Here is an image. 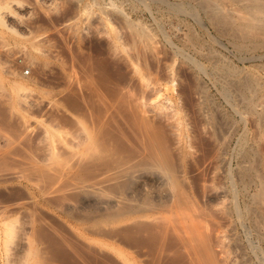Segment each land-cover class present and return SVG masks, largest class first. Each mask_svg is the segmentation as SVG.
Instances as JSON below:
<instances>
[{"label": "rangeland", "instance_id": "1", "mask_svg": "<svg viewBox=\"0 0 264 264\" xmlns=\"http://www.w3.org/2000/svg\"><path fill=\"white\" fill-rule=\"evenodd\" d=\"M202 1L0 0V264H264V37Z\"/></svg>", "mask_w": 264, "mask_h": 264}, {"label": "bare ground", "instance_id": "2", "mask_svg": "<svg viewBox=\"0 0 264 264\" xmlns=\"http://www.w3.org/2000/svg\"><path fill=\"white\" fill-rule=\"evenodd\" d=\"M203 1H204V5L207 6L211 10V12H212V14L214 16L212 18L216 19L217 22H215V23H218V25L221 26L222 28H228V29H230L232 31L234 30L235 33L237 32L239 34L240 39H242L244 41L243 44L242 43H240V44L244 45L245 42H247L248 44H251V46H252V44H254L253 45L254 47L253 46L252 47L256 48V47L259 46V42L263 41L262 38L264 37V0H231L233 3L236 4L237 7H239L238 8L239 10L237 9L238 11H240V15H237L238 16L237 18L239 19V23L237 21V18H235L236 16L234 14H232L234 12L231 13L230 11L225 9L224 5H222L223 3H221V0H203ZM202 2H201V5H203ZM205 6H204V8H205ZM131 25H133V23ZM231 27H233V28H231ZM235 27L239 28V30L237 31ZM234 31H233V33H234ZM138 35H139V37H141V39L142 38H145V39L149 38L150 39V36H151L150 32L146 31V29L145 30L144 29L138 30ZM234 36L237 37L236 35H234ZM261 36H262V38H261L262 40L259 41ZM237 40H239V39H237ZM239 41H241V40H239ZM247 43H246V45H248ZM257 44H258V46L255 47V45H257ZM260 45H261V42H260ZM248 47H246V48H248ZM261 49H262V47H261ZM249 81L250 80H248L247 84L249 83ZM243 82L244 83L242 85L245 86L244 84H245L246 81H243ZM251 83H257V82H251L250 81L249 86H251V87L248 86L249 89L254 86V85L252 86ZM243 86H242V88H243ZM246 87L247 86H245V88ZM254 87L256 88V86H254ZM258 87H260V86H258ZM245 88H244V90H245ZM259 90H260V88H259ZM241 91L243 92V90H241ZM249 91L247 90L246 92H249ZM252 92H253V90H252ZM243 93H245V91ZM244 97L247 98V100H248L247 96H244ZM250 102H253V101H250ZM251 106L254 107L253 105H251ZM246 173L247 172H245V174ZM247 174H249V173H247ZM257 197L260 200L261 199L264 200V192H263L262 189L258 192ZM203 252H204V250H203Z\"/></svg>", "mask_w": 264, "mask_h": 264}]
</instances>
